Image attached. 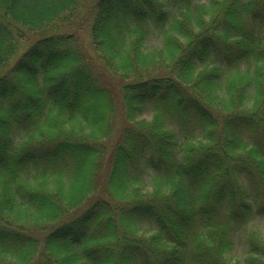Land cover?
Segmentation results:
<instances>
[{
	"label": "trees",
	"instance_id": "obj_1",
	"mask_svg": "<svg viewBox=\"0 0 264 264\" xmlns=\"http://www.w3.org/2000/svg\"><path fill=\"white\" fill-rule=\"evenodd\" d=\"M80 1L0 0V68ZM90 37L119 93L73 33L0 76V264H264V0H97Z\"/></svg>",
	"mask_w": 264,
	"mask_h": 264
},
{
	"label": "rangeland",
	"instance_id": "obj_2",
	"mask_svg": "<svg viewBox=\"0 0 264 264\" xmlns=\"http://www.w3.org/2000/svg\"><path fill=\"white\" fill-rule=\"evenodd\" d=\"M97 0H81L78 7L73 10L71 13L67 14L64 18H62L61 21H58L54 24L52 28H48V30H40V31H26V34L28 37L20 43L19 49L9 58L7 63L4 65V67L0 68V76L9 73L10 68L15 63L16 59L21 55V53L25 50V48L30 45L32 42H34L36 39L54 32V33H73L77 36L79 39L83 49L88 54L89 61L92 65L93 70L98 75L100 80L105 86H108L112 90H115L117 93H119V87L121 84L130 81V79H122L118 75H115L108 71L101 59L99 58L98 53L93 49V46L91 44V37H90V25H91V8L94 5V3ZM150 48L158 46V41L154 40L149 44ZM134 80V79H132ZM154 115V108L152 105L148 106L145 112L143 113L141 118H144L146 120H150ZM121 116L116 117V127L119 126L120 122L122 121L119 119ZM115 127V128H116ZM117 137V132L113 131L112 135L107 138L106 140L102 141L103 143H106L108 147L114 144V141ZM110 167V161L109 162H103L102 169L99 171V185L100 190H104L102 187V182L105 181L108 170ZM65 179H68V176H65ZM62 180V179H61ZM148 180L147 177L146 183L144 187L146 189H149L148 186ZM68 181V180H67ZM66 181V182H67ZM48 184L49 186H54L53 180L48 178ZM70 184V183H69ZM48 185L46 183V187L48 188ZM94 199V195H90L89 198L84 201L79 208L76 210H71L67 213V215H70L71 217L77 215L79 212H81L86 206H88L92 200ZM32 213V212H30ZM68 218V216H66ZM42 221V220H41ZM62 221H65L64 219L59 218L57 221L53 223H45L39 225L37 228H33L32 233L35 235L41 236L45 233L46 230L51 229L55 225L62 223ZM252 230H257L259 232H264V217H256L250 222L247 223V225L239 231L235 238V246L232 252L233 259H241L244 255V252L246 250V243L245 239L247 236V233Z\"/></svg>",
	"mask_w": 264,
	"mask_h": 264
}]
</instances>
